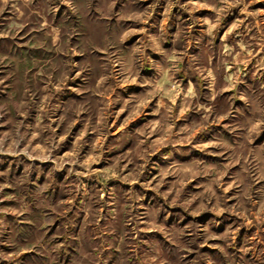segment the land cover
Wrapping results in <instances>:
<instances>
[{
  "label": "rangeland",
  "instance_id": "obj_1",
  "mask_svg": "<svg viewBox=\"0 0 264 264\" xmlns=\"http://www.w3.org/2000/svg\"><path fill=\"white\" fill-rule=\"evenodd\" d=\"M263 3L0 0V264H264Z\"/></svg>",
  "mask_w": 264,
  "mask_h": 264
},
{
  "label": "crops",
  "instance_id": "obj_2",
  "mask_svg": "<svg viewBox=\"0 0 264 264\" xmlns=\"http://www.w3.org/2000/svg\"><path fill=\"white\" fill-rule=\"evenodd\" d=\"M263 5H264V3H263ZM259 43V42H258Z\"/></svg>",
  "mask_w": 264,
  "mask_h": 264
}]
</instances>
